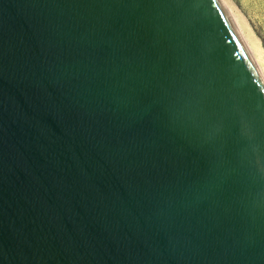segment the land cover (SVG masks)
<instances>
[{"label": "water", "instance_id": "1", "mask_svg": "<svg viewBox=\"0 0 264 264\" xmlns=\"http://www.w3.org/2000/svg\"><path fill=\"white\" fill-rule=\"evenodd\" d=\"M0 264H264V83L219 0H0Z\"/></svg>", "mask_w": 264, "mask_h": 264}, {"label": "rangeland", "instance_id": "2", "mask_svg": "<svg viewBox=\"0 0 264 264\" xmlns=\"http://www.w3.org/2000/svg\"><path fill=\"white\" fill-rule=\"evenodd\" d=\"M220 1L231 11L264 83V0Z\"/></svg>", "mask_w": 264, "mask_h": 264}, {"label": "bare ground", "instance_id": "3", "mask_svg": "<svg viewBox=\"0 0 264 264\" xmlns=\"http://www.w3.org/2000/svg\"><path fill=\"white\" fill-rule=\"evenodd\" d=\"M219 1H220V0H219ZM220 2H221V1H220ZM221 4L223 5L222 2H221ZM223 7H224V5H223ZM225 8H226V6L224 7V9H225ZM225 10H226V12H227V14H228V16H229V19H230L231 23L233 24V26H234V28H235L236 33L238 34L239 38L241 39V42L243 43V45H244V47H245L247 53L249 54V57H250L251 61L254 63L255 68H257L258 66L255 65V61H253L254 59H253V56H252V54H251V51L248 49V47H247V45H246V43H245V40H244L243 37L241 36V33H240V30H239V27L237 26V24H236V22H235L233 16H231V11H230L229 9H225ZM257 71H258L259 74H261V72H259L260 70H259L258 68H257ZM262 77H263V76H262ZM262 79H263V78H262Z\"/></svg>", "mask_w": 264, "mask_h": 264}]
</instances>
